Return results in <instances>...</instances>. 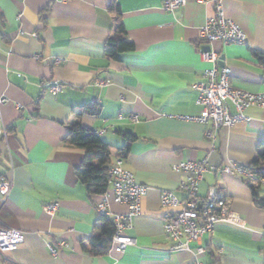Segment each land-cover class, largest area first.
Wrapping results in <instances>:
<instances>
[{
	"label": "crops",
	"instance_id": "obj_1",
	"mask_svg": "<svg viewBox=\"0 0 264 264\" xmlns=\"http://www.w3.org/2000/svg\"><path fill=\"white\" fill-rule=\"evenodd\" d=\"M111 1L134 46L118 61L103 50L113 28ZM214 1L184 0L166 12L164 0H0V97L7 100L0 107V176L12 180L0 221L24 234L3 264H192L188 252H167L160 192L184 199V175L176 166L203 159L208 168L198 196L215 187L244 226L217 223L203 238L200 261L264 264V209L253 204V195L263 197L264 190L222 172L230 163L247 168L264 151V106L247 108L248 121L220 128L213 142L204 135L208 125L177 118L200 112L193 85L210 65L199 55L198 31L213 15ZM222 5L246 41L201 48L222 57L218 66L230 69L232 87L264 93V0ZM55 84L61 90L53 94ZM91 106L100 108L99 116L83 113L80 124L113 153L127 145L124 166L147 188L140 213L124 232L134 243L102 256L84 249L98 232L101 195L87 194L78 182L75 169L84 153L63 142L76 113ZM124 134L136 139L127 142ZM53 203L57 210L44 213L43 206ZM109 211L125 207L109 199Z\"/></svg>",
	"mask_w": 264,
	"mask_h": 264
},
{
	"label": "built area",
	"instance_id": "obj_2",
	"mask_svg": "<svg viewBox=\"0 0 264 264\" xmlns=\"http://www.w3.org/2000/svg\"><path fill=\"white\" fill-rule=\"evenodd\" d=\"M206 2L209 0H197ZM184 0H164L163 10L168 12L182 5ZM246 41V34L238 23L225 15L222 0L214 1L213 15L208 17L198 31V51L200 57L209 63L201 75V80L193 85L197 91V104L200 112L194 116H178L180 120L208 125L204 135L212 142L220 128L231 127L238 122H246L248 118L244 111L251 106H264V93H251L232 87L230 84V69L217 65L219 57L216 53L205 51L203 45L214 42L222 44ZM39 59V56H35ZM60 85H52L49 91L56 94ZM7 100L0 97V107ZM97 133V132H96ZM5 136L0 113V137ZM207 160L180 161L176 169L183 173L184 179L179 187L185 198L179 200L169 191L160 192V207L162 210V229L169 241L168 253L188 252L193 256L192 264H203L200 256L204 254L203 238L210 233L217 223H230L244 226V222L228 207V200L217 194L212 187L204 197L198 196V184L207 171ZM222 172L227 175L240 176L245 182H258L264 190V177L257 178L248 168L233 163L226 164ZM109 187L101 195L96 205L99 216L111 217L115 232L111 240V250L122 253L134 243V238L124 234L132 228V220L141 211L142 199L147 188L137 183L133 174L125 168L124 158L118 157L108 169ZM12 187V180L0 176V210L5 205ZM109 199L124 206L123 213L113 214L109 211ZM58 208V203L43 206L44 213L52 215ZM23 232L5 227L0 221V264H3L9 253L14 252L23 242ZM264 244V224L261 227ZM51 252H54L51 249Z\"/></svg>",
	"mask_w": 264,
	"mask_h": 264
},
{
	"label": "trees",
	"instance_id": "obj_3",
	"mask_svg": "<svg viewBox=\"0 0 264 264\" xmlns=\"http://www.w3.org/2000/svg\"><path fill=\"white\" fill-rule=\"evenodd\" d=\"M108 11L114 15L113 28L110 35L105 40L103 50L104 54L110 60L118 61L124 54L134 50L133 43L126 37L121 26V11L114 2L108 6ZM260 62L264 65V59ZM83 113L92 116H99L100 108L97 106L85 107L76 113L74 121L69 125L68 133L64 139V145L67 148L80 149L84 153V160L78 168L75 169V176L78 182L83 185L87 194L103 195L109 187L108 169L113 163V158H124L128 154V146L125 145L115 153L111 152L110 147L104 143L99 135L91 128L83 127L79 118ZM127 142L133 141L135 136L124 134ZM249 171L257 178L264 177V151H259L257 158L247 167ZM250 183V182H248ZM258 187L260 184L255 182ZM253 204L264 209V196L253 195ZM115 228L111 218L99 216L98 232L93 233L87 239V250L93 256H102L111 250V240Z\"/></svg>",
	"mask_w": 264,
	"mask_h": 264
},
{
	"label": "water",
	"instance_id": "obj_4",
	"mask_svg": "<svg viewBox=\"0 0 264 264\" xmlns=\"http://www.w3.org/2000/svg\"><path fill=\"white\" fill-rule=\"evenodd\" d=\"M204 49H205L206 52L209 51V47L208 46H206ZM221 63H222V57H219L217 65H220Z\"/></svg>",
	"mask_w": 264,
	"mask_h": 264
}]
</instances>
